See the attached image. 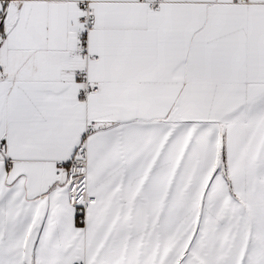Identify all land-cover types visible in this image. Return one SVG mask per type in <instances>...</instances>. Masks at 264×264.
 I'll return each mask as SVG.
<instances>
[{
    "label": "snow or ice",
    "instance_id": "1",
    "mask_svg": "<svg viewBox=\"0 0 264 264\" xmlns=\"http://www.w3.org/2000/svg\"><path fill=\"white\" fill-rule=\"evenodd\" d=\"M0 264H264V0H0Z\"/></svg>",
    "mask_w": 264,
    "mask_h": 264
}]
</instances>
